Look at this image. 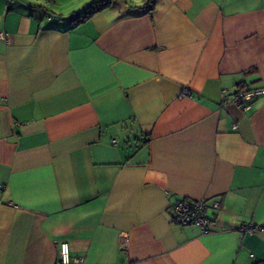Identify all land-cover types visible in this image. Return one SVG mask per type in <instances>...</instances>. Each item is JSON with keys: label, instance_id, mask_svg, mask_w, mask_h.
<instances>
[{"label": "crops", "instance_id": "crops-1", "mask_svg": "<svg viewBox=\"0 0 264 264\" xmlns=\"http://www.w3.org/2000/svg\"><path fill=\"white\" fill-rule=\"evenodd\" d=\"M97 1L0 0V264L264 259V0Z\"/></svg>", "mask_w": 264, "mask_h": 264}, {"label": "built area", "instance_id": "built-area-1", "mask_svg": "<svg viewBox=\"0 0 264 264\" xmlns=\"http://www.w3.org/2000/svg\"><path fill=\"white\" fill-rule=\"evenodd\" d=\"M47 19H51L49 14H45ZM3 34L0 32V38H3ZM260 93H264V88H253L246 91L239 92L231 97V101L239 107L246 109L249 107L248 103H245V99ZM190 91L184 88L180 93V96H189ZM116 142V140H113ZM3 185L0 183V191ZM7 205H14L12 202H5ZM209 208L218 210L220 208V202L218 200H212L207 203L205 200H194L187 197L178 198L171 205V219L179 225H196L198 226L201 234H208L211 231L213 220L208 216ZM264 229V224L258 225L253 222L244 223L240 226V233H254L256 231ZM120 249L124 254V261L121 264H131L128 249L129 240L126 235L122 236L119 242ZM72 260L81 263L80 257H73L70 254L69 245L66 241H62L58 244L57 255L54 260V264H69Z\"/></svg>", "mask_w": 264, "mask_h": 264}, {"label": "trees", "instance_id": "trees-1", "mask_svg": "<svg viewBox=\"0 0 264 264\" xmlns=\"http://www.w3.org/2000/svg\"><path fill=\"white\" fill-rule=\"evenodd\" d=\"M155 1L156 0H146L144 6H147V8L149 9L152 7V5L155 3ZM108 2H109L108 0H100V1H97L96 3H94L92 5L87 6L86 8H84L82 10L74 12L71 15V21L74 24H77V23L89 18L94 12L105 7L108 4ZM45 14H49L48 10L46 11ZM252 264H264V259L255 261Z\"/></svg>", "mask_w": 264, "mask_h": 264}]
</instances>
